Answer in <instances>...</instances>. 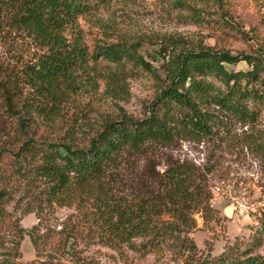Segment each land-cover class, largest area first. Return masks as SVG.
I'll return each instance as SVG.
<instances>
[{
  "label": "trees",
  "instance_id": "16d2710c",
  "mask_svg": "<svg viewBox=\"0 0 264 264\" xmlns=\"http://www.w3.org/2000/svg\"><path fill=\"white\" fill-rule=\"evenodd\" d=\"M169 2L201 24L212 20L204 15L214 13L208 8L219 7L222 0ZM95 12L92 0H0V45L9 44L12 35L24 44L17 54L0 57V264H24L19 257L25 231L7 210L11 203L15 211L38 218L26 234L36 259L25 264H100L78 249L93 238L121 255L129 251L157 261L264 264L257 253L263 230L217 256L198 251L190 238L194 215L216 222L219 213L193 165L170 163L162 174L150 175V184L133 175L130 200L111 198L112 191L124 187L120 170L125 157H144L177 139L210 136L215 121L222 123L218 113L255 123L264 114V59L204 45L175 52L162 42L156 51L162 64L156 67L154 54L140 41L104 40L90 49L81 20L92 19L101 31H121ZM240 62L249 69L227 67ZM135 73L149 76L158 88L143 118L122 113L106 119L85 143L73 135L59 141L40 133L42 125L53 126L61 117L74 90L101 82L105 93L117 98ZM54 206H75L80 227L43 236L40 216Z\"/></svg>",
  "mask_w": 264,
  "mask_h": 264
},
{
  "label": "rangeland",
  "instance_id": "374dc122",
  "mask_svg": "<svg viewBox=\"0 0 264 264\" xmlns=\"http://www.w3.org/2000/svg\"><path fill=\"white\" fill-rule=\"evenodd\" d=\"M92 1L96 7L95 16L114 22L121 31H101L92 24V19L81 20L90 49L104 40L140 41L144 43L145 51L154 54L156 67L162 64L156 54L162 42L175 52L204 45L232 55H253L264 59V0H222L219 7L208 8L214 13L204 15L205 19L212 20L201 24L187 19L185 11L172 8L169 0ZM23 48L20 36L12 35L9 44L0 45V57H10ZM227 67L249 69L245 62ZM97 69L103 70V67L97 66ZM104 85L99 82L95 88L82 86L71 92L61 117L53 126L42 125L40 133L59 141L73 135L76 142L85 143L106 119L120 117L122 113L136 119L143 118L158 91L154 81L143 73H135L134 77L127 79L123 94L120 91L117 98L108 96ZM218 115L222 123L215 121L210 136L200 140L177 139L168 147L152 149L153 152L144 157H125L120 170L124 187L112 191L111 198L113 201L130 200L132 191L128 185L133 175H142V182L148 180L147 184H150V175L153 172L162 174L170 163L193 165L212 193L211 206L219 213L216 222H204L200 214L194 215L196 228L190 238L198 251L217 256L226 246L236 241L246 243L256 231L263 230V242L257 253L264 256V114L255 123H241L223 114ZM7 210L25 231L19 261L24 264L34 261L36 252L26 234L38 223V218L34 213L15 211L12 203L7 205ZM40 217L43 220L40 230L45 237L80 227L81 219L75 206H54ZM88 228V225L83 226V237ZM78 249L100 264H178L169 257L157 261L153 255L140 257L129 251L121 255L100 245L97 238L85 240ZM65 263L73 264L67 260Z\"/></svg>",
  "mask_w": 264,
  "mask_h": 264
}]
</instances>
